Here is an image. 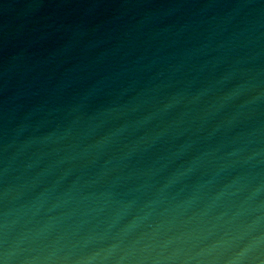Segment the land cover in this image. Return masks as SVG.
Segmentation results:
<instances>
[{
  "label": "water",
  "instance_id": "95a60500",
  "mask_svg": "<svg viewBox=\"0 0 264 264\" xmlns=\"http://www.w3.org/2000/svg\"><path fill=\"white\" fill-rule=\"evenodd\" d=\"M0 264H264V0H0Z\"/></svg>",
  "mask_w": 264,
  "mask_h": 264
}]
</instances>
